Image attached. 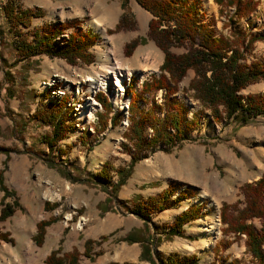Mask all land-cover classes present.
<instances>
[{"label":"rangeland","instance_id":"rangeland-1","mask_svg":"<svg viewBox=\"0 0 264 264\" xmlns=\"http://www.w3.org/2000/svg\"><path fill=\"white\" fill-rule=\"evenodd\" d=\"M5 1L0 0V168L1 184L12 190L13 195L0 186V205L11 198L16 199L17 205L8 216L0 219V232L10 239L0 238V264H45V254L58 243L61 250L74 247L79 253L80 264L109 260L151 264L140 259L138 241L123 239L129 232L139 237L149 235L151 225L147 223L144 231L143 221L124 206L111 202L103 204L106 190L93 179L71 181L62 172L68 170L74 176L92 178L91 174L98 171L105 160L112 167L127 166L129 152L121 145L122 142L127 143L123 130L128 123L127 120L123 122L126 119L125 103L128 102L123 88L134 75V88L138 90L139 80L156 72L162 57L160 48L145 35L150 12L136 0H127L124 8L126 27L107 32L106 29H112L113 20L118 19L123 10L120 0H15L24 7L40 9L39 14L32 16L30 26L22 28L26 32L44 22L59 20L78 23L82 29L98 33V38L90 46L93 59L69 63L62 57L45 53L20 58L15 52L12 32L4 14ZM200 10L205 19L211 15L214 17L212 26L215 33L225 32V28L220 27L224 15L217 12L212 1L200 0ZM235 24L241 29L264 33V0H258L255 9ZM70 28L72 26L66 30ZM140 35H143V40L136 42L131 52L125 54L122 51L124 43ZM170 49L174 52L183 50L176 44H172ZM252 51L256 56H264V40L253 41ZM115 66L120 67L117 75L112 73ZM192 74L193 71L187 69L179 85L185 86ZM96 77L104 80L98 85L105 87L102 92L112 106L109 114L115 115L116 120H107L101 126L97 113H102L103 108L99 105L90 115L91 130L79 133L75 124L86 119L80 111V103L88 89L96 85L94 81L92 86L88 79ZM117 78L121 81L119 86L114 83ZM56 88L64 92L53 98L51 89ZM258 90H264V80L249 83L238 92L245 95ZM155 95L159 100L160 91ZM178 95L188 106V119L196 109L197 126L189 130L188 138L170 146L168 151L162 149L164 144L161 142L146 151L144 157L131 165L116 198L128 205L156 193L163 183L171 179L165 176L167 171L174 175L183 173L192 184L179 182L181 184L176 187L188 184L194 192L175 205L152 211L151 220L165 227L178 211L192 202L201 203V214L183 224L182 235L167 237L161 228L157 229L154 234L158 235L159 241L153 250L165 256L168 253H195L198 259L192 264H210L215 256L213 244L221 237V201L241 199L238 186L243 181L253 180L264 170V116L257 115L238 126L231 122L215 123L208 109L180 91ZM64 97L68 128L65 136L50 149L42 139V135L49 131V125L33 118L31 112L41 100L60 101ZM138 103L142 108L148 106L147 100ZM144 131L146 135L150 133L149 127L145 126ZM167 159L178 163L176 166L161 164ZM110 175L115 181L117 174L113 168ZM44 200L57 205L44 209ZM50 216L55 219L44 227L42 242L35 244L31 239L35 222ZM252 223L258 228L257 218H253ZM210 225L214 226L215 232L209 231ZM101 234L107 236L98 244L94 243L86 256L82 252L83 240L86 237L96 239ZM262 249L264 251V243ZM219 254L222 264H234L233 259L236 264H256L244 250L242 235L234 238Z\"/></svg>","mask_w":264,"mask_h":264},{"label":"trees","instance_id":"trees-1","mask_svg":"<svg viewBox=\"0 0 264 264\" xmlns=\"http://www.w3.org/2000/svg\"><path fill=\"white\" fill-rule=\"evenodd\" d=\"M136 1L150 12L145 35L160 48L162 57L157 65L158 72H152L149 77L143 79L138 90L134 88V75L130 76L123 89V93L128 95L126 108L128 124L123 130L127 143L122 142L121 145L129 152L127 166L112 167L105 160L102 167L91 174L92 178L74 176L68 170L62 172L65 178L71 181L93 179L106 190L103 204L111 202L116 203L117 206H124L127 211L143 221L144 231L147 223L151 225L152 230L149 235L142 234L139 237L129 232L123 237L128 241L140 243V259L148 260L151 264H192L198 259L195 253H168L165 256L159 251H154L153 248L159 241L158 235L154 233L161 228L164 236L182 235L183 224L201 214V203L188 204L178 211L165 227L158 226L151 220L152 211L175 205L182 198L192 194L194 189L190 185L183 183V189L172 197L171 194L176 186L181 183L170 179L168 184L156 193L138 198L128 205L116 198V192L127 177L131 165L144 157L146 151L154 149L159 142L164 144L162 149L168 151L170 146L188 138L189 130L197 126L196 109L192 110V118L188 119L186 117L188 106L178 95L179 91L208 109L215 123L231 122L238 126L257 115L264 116V90L247 92L245 95L238 92L249 83L264 80V56H256L252 51L253 41L264 40V33L241 29L235 24L237 20L248 16L255 9L258 0H212L217 6V12L224 15L220 27L225 28V32L218 33H215L212 26L214 17L212 15L207 19L203 17L200 0ZM126 2L127 0H120L123 10L112 29H106L107 32L126 27V10H124ZM230 8H232L231 11ZM3 9L8 28L12 32L15 52L20 58L45 53L48 56L62 57L69 63H75L77 60L89 62L93 59L90 46L98 38L96 31L82 29L78 23L54 20L44 22L26 32L22 28L30 26L32 16L39 14L40 9L24 7L15 3V0H6ZM69 26L72 28L67 31L66 36L60 35ZM55 36H59V39ZM142 40L143 35L131 38L124 43L122 51L125 54L130 53L136 42ZM172 44L181 46L183 50L172 51L170 49ZM187 69H191L193 74L185 86L179 85ZM158 90L160 91L159 100L155 95ZM94 95L103 108L102 113H97L101 126H104L107 120L109 122L116 120L115 115L109 114L112 106L102 92L97 91ZM65 99L64 97L60 101L41 100L40 105L31 112L33 118L49 125V131L42 135V139L50 149L65 136L68 128L65 123L67 110V105L64 104ZM140 100H147L148 106L140 107L138 103ZM145 126L151 130L149 135H146L144 131ZM111 168L117 174L115 181L111 180ZM1 173L2 168H0L1 188L9 195H13L12 190L5 189L1 184ZM238 190L241 199L236 198L230 202L223 200L219 205L221 237L213 244L215 256L210 264H222L219 251L241 235L244 250L251 259L256 264L263 262L264 170L255 179L243 181L238 186ZM16 205L15 198L2 202L0 219L8 216ZM56 205V202L48 200L43 202L44 209H50ZM99 206L101 207V203ZM253 218L259 220L258 228L254 227ZM54 219L55 217L50 216L35 222L34 232L31 235L35 244L42 242L44 227ZM106 236L107 234H101L96 239L86 237L83 240L82 252L88 256L93 244H98ZM0 238L10 240L2 232H0ZM43 262L45 264H80L79 253L74 247L61 250L58 243L45 254ZM233 263L236 264L234 259ZM97 264L139 263L109 260Z\"/></svg>","mask_w":264,"mask_h":264},{"label":"built area","instance_id":"built-area-1","mask_svg":"<svg viewBox=\"0 0 264 264\" xmlns=\"http://www.w3.org/2000/svg\"><path fill=\"white\" fill-rule=\"evenodd\" d=\"M67 32L65 30V32L63 31L62 33H60V35L62 36H66ZM57 39H59V36H56ZM43 83H45L43 81ZM92 87V86H91ZM99 89H103V86H95V87H92V89H88L87 91V94L84 95L83 99H82V102L80 103L82 107L80 109V111H82L83 114H85L86 116V119L84 122H81V123H78L76 122V126H78V132L80 133L81 131L85 130L87 131V129H90L91 130V127L89 126V121H90V116L99 106V103L94 99V93L96 90H99ZM76 92L78 91V89H75ZM105 91V90H104ZM63 90H60V89H51V93L50 95L53 97V98H57L59 97L61 94H63ZM52 100H56V99H52ZM82 116V114H81ZM127 119H122V121L125 123ZM149 131L151 132L150 128H149ZM149 135V133L147 134ZM183 189V185L179 186V187H176L174 192L171 194V196H175L179 190ZM196 202V201H195ZM194 203V202H192ZM199 203V202H198ZM197 204V203H196Z\"/></svg>","mask_w":264,"mask_h":264},{"label":"crops","instance_id":"crops-1","mask_svg":"<svg viewBox=\"0 0 264 264\" xmlns=\"http://www.w3.org/2000/svg\"><path fill=\"white\" fill-rule=\"evenodd\" d=\"M117 19V18H116ZM116 19H114L113 21H116ZM178 162H175V161H173L172 159H167V160H165V161H161V164H170L169 166H172V165H174V166H176L175 164H177ZM172 170H175V168L173 167L172 168ZM198 171H199V174H200V172H201V169L199 170V167H198ZM165 176L167 177V178H171L172 180H175V181H177V182H184V183H188V184H192V183H190V181L189 180H186V178L184 177V174L183 173H177V174H173V173H171V171H167V173H165ZM257 176H255L254 178H256ZM253 178V177H252ZM253 178V179H254ZM168 184V181L166 182V183H163L162 185H161V187L158 189V191L161 189V188H163V187H165L166 185Z\"/></svg>","mask_w":264,"mask_h":264},{"label":"bare ground","instance_id":"bare-ground-1","mask_svg":"<svg viewBox=\"0 0 264 264\" xmlns=\"http://www.w3.org/2000/svg\"><path fill=\"white\" fill-rule=\"evenodd\" d=\"M206 2L208 3V2H211L210 0H206ZM211 5V4H210ZM116 65V64H115ZM120 69V67L119 66H115L114 67V71L112 72L113 74H115V75H117L118 73H117V71ZM110 71V70H109ZM129 73V72H128ZM118 77V76H117ZM99 78V77H98ZM97 77L96 78H89L88 80L90 81V83H91V85H92V82H96V85H98L99 83H102V82H104V80L103 79H98ZM106 78H108V75L106 74ZM106 78H105V80H106ZM102 80V81H101ZM115 83V85L117 86H119L120 85V78H117V80H116V82H114ZM92 86H94V85H92ZM117 90H119V89H117ZM118 92V91H117ZM90 116V115H89ZM209 231L211 232V233H213V232H215V229H214V226L213 225H210L209 226ZM187 248H189V249H191L192 247L191 246H187Z\"/></svg>","mask_w":264,"mask_h":264}]
</instances>
